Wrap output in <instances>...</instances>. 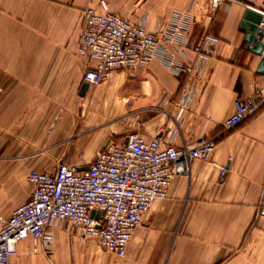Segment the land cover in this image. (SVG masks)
I'll return each instance as SVG.
<instances>
[{"label":"crops","instance_id":"crops-1","mask_svg":"<svg viewBox=\"0 0 264 264\" xmlns=\"http://www.w3.org/2000/svg\"><path fill=\"white\" fill-rule=\"evenodd\" d=\"M100 0H0V217L25 204L32 171L55 173L61 163L88 168L109 139L138 133L153 140L172 125L187 83L159 59L119 69L80 95L88 62L80 57L83 12ZM111 10L160 33L175 12L194 20L190 47L217 39L192 82L193 98L173 135L176 146L214 142L211 157L176 176L134 231L120 258L85 238L81 227L56 221L50 247L37 253L27 238L12 264H264V105L226 130L238 99L264 83V54L246 48V11L264 16V0L213 5L211 0H107ZM264 27V26H263ZM191 62L195 55L175 53ZM227 167L225 176L221 167Z\"/></svg>","mask_w":264,"mask_h":264},{"label":"built area","instance_id":"built-area-1","mask_svg":"<svg viewBox=\"0 0 264 264\" xmlns=\"http://www.w3.org/2000/svg\"><path fill=\"white\" fill-rule=\"evenodd\" d=\"M228 2L211 0L213 5ZM83 20L79 55L88 62L83 81L89 86L97 87L119 69L146 68L155 59L174 75H185L188 81L172 125L153 140L147 141L138 133L140 123L133 119V130L126 139H109L86 170H80L76 164L61 163L53 174L32 171L28 176L33 186L30 199L10 217H0V264H12V258L18 255L17 246L27 238L32 241L33 253L39 251L43 242L50 247L48 229L56 221L81 227L87 240L125 257L143 217L157 200L168 197L176 169L186 171L192 161H206L214 152L211 140L178 147L172 138L193 98L191 81L200 64L209 58L217 39L206 34L198 45L190 47L194 20L182 12H175L160 33H150L145 23L134 24L114 13L107 0L88 7ZM188 51L195 55L188 63L175 55ZM260 104L264 105V83L254 97L236 101L235 113L224 128H236L257 113ZM220 169L225 176L227 167ZM93 212H99V217L93 216ZM260 217L264 222V209Z\"/></svg>","mask_w":264,"mask_h":264},{"label":"water","instance_id":"water-1","mask_svg":"<svg viewBox=\"0 0 264 264\" xmlns=\"http://www.w3.org/2000/svg\"><path fill=\"white\" fill-rule=\"evenodd\" d=\"M264 16L254 10L248 9L246 11L244 20L242 22V29L245 31L246 48L258 55L264 54ZM259 72L264 73V60L260 66ZM89 88L87 83L81 86L80 95L84 96ZM86 170V169H85ZM99 212H93V216L98 218Z\"/></svg>","mask_w":264,"mask_h":264},{"label":"trees","instance_id":"trees-1","mask_svg":"<svg viewBox=\"0 0 264 264\" xmlns=\"http://www.w3.org/2000/svg\"><path fill=\"white\" fill-rule=\"evenodd\" d=\"M229 2H234V3H237V4H240L242 6H245V7H252V5H250L249 3L243 1V0H229Z\"/></svg>","mask_w":264,"mask_h":264}]
</instances>
